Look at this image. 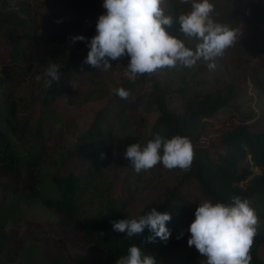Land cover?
Masks as SVG:
<instances>
[{
    "label": "trees",
    "instance_id": "obj_1",
    "mask_svg": "<svg viewBox=\"0 0 264 264\" xmlns=\"http://www.w3.org/2000/svg\"><path fill=\"white\" fill-rule=\"evenodd\" d=\"M166 2L164 12L173 18L174 22L170 26L173 31H177L180 27L176 22L177 17L190 9V3H185L184 0H166ZM53 3L59 11L67 14L69 28H77L87 22H93L92 32L89 35L90 38L95 35L98 16L104 11L101 6L102 0H54ZM213 3L218 14L216 18L237 28L240 33L239 38L257 53L263 54L264 5L244 3L245 9L242 10L240 5L233 7L224 2ZM38 39V28L29 4L0 0V49L4 50L5 57L4 61L0 62V95L3 99L0 101V120H4L7 125L6 130L0 128V187L3 185L8 187V191H15L20 201L39 198L43 205L56 210L61 214L59 223L64 229L81 234L79 239L73 238L77 243L92 244L102 250L103 255L93 256L97 262L103 258L108 262H115L117 258L127 253L131 244L135 243L145 252L153 255L157 259V264H163L161 259L166 244L170 241L175 242V239L178 242L180 232L176 229L172 230L166 241L158 237L154 241H148L150 232L147 228L135 237H126L125 233L116 232L111 223L114 220L127 218L122 211L99 214L93 222L82 221L75 198L81 186L82 173L78 174L74 171L54 173L52 181L58 195L43 194L40 177L37 175V178L35 174L42 158L33 155L35 145L45 147L46 137H51L55 133H53L54 122L51 120L52 113L55 112L52 105L57 97L73 89V69L82 71L84 66L88 69L95 67L84 63L88 47L84 48L79 56L54 60L62 66L60 80L54 82L50 88L41 86L39 94L28 92L26 97L29 101L21 107L18 101V87L32 71V60L37 50ZM222 57L214 58L216 65ZM200 62L205 65H198L199 69L197 68L194 73L210 70L207 67L210 61L201 58ZM176 66L177 68L168 69L175 75L181 76L180 79L184 82L175 87L168 81L163 84V80L154 72L141 74L138 78L137 84L148 81L152 84L154 94L149 101L158 111L152 127V138L159 132L168 138L180 135L190 140L193 157L191 165L182 174L181 184L196 180L200 192L212 202H230L233 196H240L250 201L259 222H262L256 225V235L250 248L252 257L250 264H264V258L259 253L260 245L264 244V129H253L252 126L257 122L250 121L251 113L239 110L241 106L235 103L241 91L237 83L223 82L220 75H215V79L203 75L204 77L199 80L194 77L192 80H186V73H191L192 67H185L179 63ZM40 83L42 85V80ZM126 85L122 84L119 87ZM140 97L136 95L135 98ZM38 103L40 107L37 114ZM231 103H234L235 111L241 112L240 121L227 127L211 145L199 147V139L206 119L229 107ZM100 109L95 112V118L89 129L80 132L77 148L87 145L85 139L91 134L100 135L98 130L102 114ZM70 120L68 119L69 124ZM62 127L65 126H61V129H64ZM49 146L47 144V148ZM252 165L258 167L259 172L253 174L246 186H241L240 182L248 179L253 173ZM33 170V177L25 175L27 171L33 172ZM180 186L178 184L171 189L170 198L160 202L157 210L162 211L170 202L176 200L177 188ZM8 218H0L1 229L6 226ZM1 229L0 251L3 256L0 257V264L15 263V260L23 255H27L26 264H90L86 254L82 252L67 257L64 250L67 241L64 238L53 241V248L51 243L44 241L41 243L37 238H32L33 241L25 245L20 240L15 242L20 245L19 248H4L5 242L2 239L4 233ZM5 237L8 243L15 240V237ZM184 264H206V258L198 253H188Z\"/></svg>",
    "mask_w": 264,
    "mask_h": 264
},
{
    "label": "rangeland",
    "instance_id": "obj_2",
    "mask_svg": "<svg viewBox=\"0 0 264 264\" xmlns=\"http://www.w3.org/2000/svg\"><path fill=\"white\" fill-rule=\"evenodd\" d=\"M10 1L15 4L19 1L29 4L39 34L37 50L32 60V71L18 87V101L23 107L29 101L26 97L28 92L41 93L39 89L42 86L41 80L38 81L35 77L43 76L48 61L79 56L87 47L86 40L72 43L70 37L83 34L90 39L89 33L92 32L94 24L87 22L77 28H69L67 14H63L55 7L54 0ZM212 2H224L233 7L240 5L242 10L245 9L244 3L264 5V0H212ZM166 3V0H162L163 9ZM166 30L180 39H185L188 47H195L198 42L195 38H187L180 30L173 31L171 26H166ZM222 56L214 70L198 71L196 74L194 72L199 69L198 65H205L200 60L197 61L192 66L191 73H186L187 76L185 74L186 80H192L193 77L199 80L204 77L203 75L215 79V75H220L223 82L237 83L241 90L235 102L241 106L239 110L251 113L250 121L257 122L252 126L253 129H264V53H257L238 38L225 49ZM4 59V50L0 49V62ZM128 60L129 57L126 55L112 60L110 61L112 67L107 70L88 69L86 66L82 71L73 69V89L57 97L52 105L55 111L51 119L55 128L52 131L55 133L51 137H46L45 147L35 145L36 148L33 150L35 157L42 158L35 174L40 177L43 194L55 196L58 195V191L52 181L54 173L62 171L82 173L81 186L75 198L79 206V217L85 222H93L99 214H112L118 211H122L129 218L138 217L152 207L157 208L166 198H170L171 189L180 184L176 200L170 202L162 212L171 213V220L166 222L170 232L176 229L183 234L180 235L178 242L175 239V242L170 241L166 244L161 262L184 264L188 253L200 254L194 245H188L190 233L187 229L194 219V212L199 203L210 199L200 192L196 180L180 183L182 174L187 169H167L157 163L151 169L136 172L130 160L124 156L129 144L139 142L143 145L152 139V127L158 116L156 107L149 101L154 94L151 82L137 84L141 74H138L135 80H130L126 74ZM154 73L163 80V84L168 81L175 87L184 82L180 79L181 76L175 75L167 67L158 68ZM192 73L194 74L191 76ZM122 84L128 85L122 86L129 91L128 98L115 97L117 95L114 90ZM136 95L141 97L135 98ZM1 97L0 95V101L3 100ZM39 107L40 103L36 111ZM234 107V103H231L229 107L206 119L199 147L211 145L227 127L240 121L241 112L235 111ZM99 108L102 110L98 129L100 135L91 134L85 139L88 144L77 148L80 132L89 129ZM68 119H71L70 124ZM61 126H65L62 127L64 129H61ZM0 128L7 129L4 120H0ZM47 144L50 145L48 148ZM251 170L253 173L248 179L240 182L241 186H246L253 174L259 172V168L253 165ZM26 174L33 177L34 170L27 171ZM9 216L11 217L8 218ZM60 216L56 210L43 205L39 198L20 201L15 191H8V187L3 185L0 187V218H8L6 226L0 229L5 236L15 237L16 240L8 243L7 238L2 235L4 248H19L20 245L15 242L20 240L25 245L30 243L32 238H37L41 243L43 241L51 243L53 248V241L64 238L67 241L64 248L67 257L82 252L86 254L90 264H115L105 258L97 262L93 256L103 255L102 250L92 244L77 243L74 239H79L81 234L64 229L59 223ZM261 223L258 220L257 224ZM259 253L264 258V244L260 245ZM2 256L0 251V257ZM26 256L18 257L15 263L11 264H26Z\"/></svg>",
    "mask_w": 264,
    "mask_h": 264
},
{
    "label": "clouds",
    "instance_id": "obj_3",
    "mask_svg": "<svg viewBox=\"0 0 264 264\" xmlns=\"http://www.w3.org/2000/svg\"><path fill=\"white\" fill-rule=\"evenodd\" d=\"M184 2L190 3V9L180 13L176 22L187 38L198 41L194 49L186 46L185 39L166 30L174 21L165 14L162 0H102L104 11L98 16L95 35L87 39L83 34H76L70 41L86 40L89 50L84 63L95 68L107 70L112 67L110 61L128 56L126 74L130 80H135L138 74H151L158 68L175 67L177 63L191 68L201 58L210 61L208 69H214V58L222 56L239 38V30L216 18L218 14L212 0ZM61 67L49 60L43 76L35 78L42 80L44 88H50L60 80ZM114 91L121 99L129 97L124 87ZM124 156L136 172L151 169L157 163L167 169H187L191 165L193 148L187 137L168 138L157 132L146 144H129ZM170 220L171 213L152 207L138 217L111 223L116 232L125 233L126 237H135L147 228L148 241L157 237L166 241L170 236L166 222ZM257 222L256 212L246 198L233 196L230 202L204 200L196 207L194 219L188 226L187 243L194 245L206 258V264H250ZM115 264H157V259L133 243Z\"/></svg>",
    "mask_w": 264,
    "mask_h": 264
}]
</instances>
